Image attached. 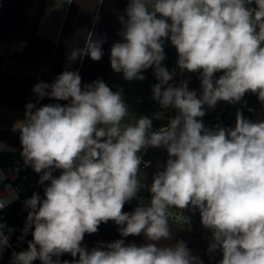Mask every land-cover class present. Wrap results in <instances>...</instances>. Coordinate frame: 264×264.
Segmentation results:
<instances>
[{"label":"clouds","instance_id":"9594fccd","mask_svg":"<svg viewBox=\"0 0 264 264\" xmlns=\"http://www.w3.org/2000/svg\"><path fill=\"white\" fill-rule=\"evenodd\" d=\"M117 19L121 39L111 45V69L126 81H144L151 69L157 81L151 99L161 110L123 124L129 106L121 92L103 79L82 83L79 71L33 85L35 102L25 105L17 131L21 157L38 174L43 197L33 192L24 201L19 239L29 232L32 239L13 251L11 264H204L183 240L161 245L172 239L170 209L189 225L184 213H199L211 234L207 254L219 252L218 264H264V120L237 109L234 126L203 121L207 110L239 104L247 93L264 105V0H128ZM105 42L91 39L70 59L99 61ZM166 42L181 74L198 73L199 93L187 79L173 82ZM45 98L67 103L41 105ZM169 109L175 114L154 129L153 120ZM149 149L167 153L150 185L141 170L151 167L144 160ZM133 200L134 210L123 211ZM8 203L0 200V211ZM109 221L122 238L84 246L85 235ZM13 231L0 217V258ZM141 235L146 242L139 245L123 239ZM64 254L73 259L61 260Z\"/></svg>","mask_w":264,"mask_h":264},{"label":"crops","instance_id":"0c3cea01","mask_svg":"<svg viewBox=\"0 0 264 264\" xmlns=\"http://www.w3.org/2000/svg\"><path fill=\"white\" fill-rule=\"evenodd\" d=\"M128 0H0V140L10 144L21 153L19 125L24 121L25 105L35 102L33 85L40 81L53 82L64 70L79 71L82 83H91L97 79L107 82L111 73L110 49L113 42L120 40L117 35L121 25L118 15L124 13ZM98 19L94 22V18ZM104 39V55L99 61L85 56L73 62L70 54L73 49L83 48L87 41ZM25 43L22 50L13 48ZM67 103L45 98L47 103ZM16 161V160H15ZM54 175H59V171ZM39 176L30 168L25 180L22 197L10 205L3 221L14 231L11 233L10 247L0 258V264H11L13 251L27 248L32 239L31 233L19 239L25 226L28 209L24 201L33 192L43 197V186L38 184ZM135 205L125 204L123 211L131 212ZM172 239L161 241L162 246L174 245L183 240L193 255H198L204 264H218L222 258L219 252L207 254L210 240L200 237L187 229L170 223ZM118 226L109 221L101 224L95 234L85 235L83 244L89 250L105 243L121 239ZM126 243H145L141 236H129ZM61 260L71 261L70 254H64ZM34 264H41L39 260Z\"/></svg>","mask_w":264,"mask_h":264},{"label":"built area","instance_id":"2783aa9c","mask_svg":"<svg viewBox=\"0 0 264 264\" xmlns=\"http://www.w3.org/2000/svg\"><path fill=\"white\" fill-rule=\"evenodd\" d=\"M177 76L174 78V83H178L181 79H187L189 81V88L195 89L198 93L200 91V81L198 79V73H188L185 71L183 74L180 73L177 65L175 66ZM221 73H217L218 77ZM257 96L251 93H247L241 103L236 105H230L225 102H220L214 110H207L206 116L203 121L206 126L212 127L218 122H222L223 126H234L235 125V113L237 109H242L243 114L255 103ZM160 106L157 105L154 114H159ZM153 114V115H154ZM174 110L169 109L165 113L164 119H154V129L159 128L162 125L167 124V118L173 116ZM144 160L151 161V167L144 168L141 166L142 174H144L145 182L151 184L152 176L157 171V163L163 164L167 160V153L164 149H149L147 154L144 155ZM30 167L25 166L24 161H13L12 163L1 165L0 164V200L9 202L8 206L0 211V216H3L5 210L15 202H17L23 194V187L25 179L29 173ZM140 195L147 201L150 199L148 191H141ZM132 203L136 206L137 201L133 200ZM185 215L191 216V224L182 222L179 217L181 211L179 209H170L169 222L175 225L191 229L199 220L200 215L198 212L195 214L191 212H185Z\"/></svg>","mask_w":264,"mask_h":264},{"label":"trees","instance_id":"16d2710c","mask_svg":"<svg viewBox=\"0 0 264 264\" xmlns=\"http://www.w3.org/2000/svg\"><path fill=\"white\" fill-rule=\"evenodd\" d=\"M164 47L166 54L164 64L169 70H172L176 66L177 52L170 42H166ZM143 74L146 77L144 81H126L123 79L122 73H115L111 70L106 82L113 90L121 92L129 106V114L124 118L123 124L132 123L141 115L153 116L158 105L151 99V86L157 82L153 71L148 69ZM257 102H259L258 98L255 100V103ZM191 231L200 237L211 240V234L203 228L200 218Z\"/></svg>","mask_w":264,"mask_h":264},{"label":"rangeland","instance_id":"374dc122","mask_svg":"<svg viewBox=\"0 0 264 264\" xmlns=\"http://www.w3.org/2000/svg\"><path fill=\"white\" fill-rule=\"evenodd\" d=\"M249 109H253V111H249ZM249 109L244 113L246 118H249L253 121L264 120V105H262L260 102L254 103ZM10 152L11 151H0L1 165L12 163L15 160H23L20 153L11 154Z\"/></svg>","mask_w":264,"mask_h":264},{"label":"water","instance_id":"95a60500","mask_svg":"<svg viewBox=\"0 0 264 264\" xmlns=\"http://www.w3.org/2000/svg\"><path fill=\"white\" fill-rule=\"evenodd\" d=\"M16 149L10 144L0 140V151H15Z\"/></svg>","mask_w":264,"mask_h":264}]
</instances>
